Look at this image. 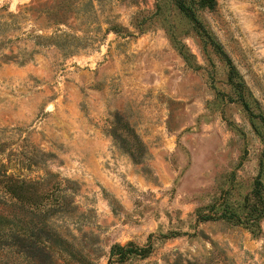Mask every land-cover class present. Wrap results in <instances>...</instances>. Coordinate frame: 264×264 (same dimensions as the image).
Returning a JSON list of instances; mask_svg holds the SVG:
<instances>
[{"label":"rangeland","instance_id":"rangeland-1","mask_svg":"<svg viewBox=\"0 0 264 264\" xmlns=\"http://www.w3.org/2000/svg\"><path fill=\"white\" fill-rule=\"evenodd\" d=\"M0 173L97 264H264V0H0Z\"/></svg>","mask_w":264,"mask_h":264},{"label":"trees","instance_id":"trees-1","mask_svg":"<svg viewBox=\"0 0 264 264\" xmlns=\"http://www.w3.org/2000/svg\"><path fill=\"white\" fill-rule=\"evenodd\" d=\"M199 1L208 7L216 3V0ZM179 5L187 10L182 2ZM110 130L115 138L118 137L115 126ZM128 149L135 157L133 149ZM4 183L10 194L8 199L0 197L4 203L0 208V264H17L18 255L24 264H97L94 257L57 228L55 215L58 212L66 213L63 206L69 201L64 195L50 201L49 195L41 192L43 184L47 182L38 185L37 180H18L13 174L4 173ZM47 202L49 206H45ZM71 236L76 238L73 234ZM131 244L128 242L115 248L124 255L122 250L130 251ZM58 256L63 262L57 261Z\"/></svg>","mask_w":264,"mask_h":264}]
</instances>
